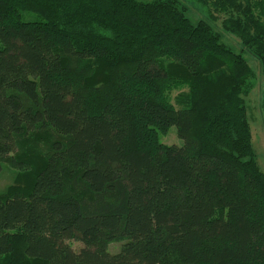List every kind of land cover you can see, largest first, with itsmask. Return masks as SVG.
<instances>
[{
  "label": "trees",
  "instance_id": "obj_1",
  "mask_svg": "<svg viewBox=\"0 0 264 264\" xmlns=\"http://www.w3.org/2000/svg\"><path fill=\"white\" fill-rule=\"evenodd\" d=\"M192 1L207 20L175 0H0V173L30 174L0 193V264H264L253 71L211 14L264 83V0ZM167 83L187 87L175 105ZM170 127L180 147L158 142Z\"/></svg>",
  "mask_w": 264,
  "mask_h": 264
},
{
  "label": "rangeland",
  "instance_id": "obj_2",
  "mask_svg": "<svg viewBox=\"0 0 264 264\" xmlns=\"http://www.w3.org/2000/svg\"><path fill=\"white\" fill-rule=\"evenodd\" d=\"M139 1H152V0H139ZM180 7L184 9V15L192 22L197 20H207L206 12L200 10L196 7V4L192 0H175ZM212 10H210L211 12ZM214 23L212 26L216 33L220 36V41L226 47L231 49L234 53L240 54L250 68L253 71V76L249 80L250 90L244 96V103L246 107V116L250 126L251 131V142L256 153L257 162L262 172H264V122L261 109V97L264 90V83L262 76L260 75V66L258 61L250 55L245 49L241 48L238 40L224 31L220 26V21L222 17L211 12ZM31 19V17L26 16ZM161 97L165 100H168L172 105H175V98L181 93H186L187 87L181 84L167 83L161 85ZM158 142L164 145H174L180 147L182 145V140L177 137L175 127H170L165 133L158 132L157 134ZM42 149V141L37 138L28 142L26 151H34V153L40 154ZM26 153H24L25 155ZM23 155V156H24ZM25 172L24 169L17 170L12 167L10 163L4 162L2 166V172L0 173V193L5 191L10 185H12L17 177L23 179L24 182L30 179V174ZM66 244L74 251L78 252L83 248V244L76 239H70L66 241ZM121 243L113 242L110 243L107 247V252L110 254H115L119 251Z\"/></svg>",
  "mask_w": 264,
  "mask_h": 264
}]
</instances>
